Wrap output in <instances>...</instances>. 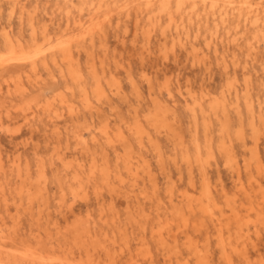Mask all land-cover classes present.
I'll return each instance as SVG.
<instances>
[{"label":"rangeland","instance_id":"1","mask_svg":"<svg viewBox=\"0 0 264 264\" xmlns=\"http://www.w3.org/2000/svg\"><path fill=\"white\" fill-rule=\"evenodd\" d=\"M235 1L238 8L245 7L243 5L244 1ZM253 1L254 5L263 9L264 0ZM159 8L160 6L156 7V9ZM127 9L129 10L127 11ZM197 13L198 15H191L188 9L183 16H178L188 26L190 36L186 37L183 36L181 31H179L180 35L176 34V30L173 26L170 27L166 17L161 18L158 24L150 22L152 10L147 8L145 0H123L121 2L107 0L104 4H102L101 0H0V155L2 156L0 160V228H2L0 243L4 247L3 250L32 247L34 250L47 251L51 246L50 243L45 240L39 246L33 240V235L38 232L44 234L43 231L49 229L56 236L57 226L55 224L59 223L61 227L65 228L67 225L65 222L66 217L72 227L76 224L87 225L93 232L100 235L97 238L98 241L96 243L98 244L96 246H98V249L102 248L101 250L104 253L107 251L112 252L114 249L119 250L120 247L125 250L124 238L119 233L112 231L113 223H120L123 226L136 229H140L146 224L144 226L147 227L148 231L146 230V232L149 234L146 239L148 249L138 253L137 260H140L139 264H150L148 259H146L148 257L146 253L149 252L156 262L154 264H165L167 251L170 250L173 256L175 253L187 255V247L186 241H184L186 238L182 237L184 235L181 233L179 234L178 244L170 242V245L163 249L151 237L150 230L153 226H158L156 224L158 216L157 211H155L158 200L165 206L168 204V196L170 194L177 201L183 200L185 205L182 203L181 206L183 208H181L180 212L184 211L183 214L181 213L185 216H183L184 221L178 211L171 209H169L166 217L163 216L161 221H168L169 225L170 221H173L175 229H178V227L181 229L188 228L190 232L200 237V242L205 241L203 236L205 229L194 228L203 224L206 225L204 228L210 231L214 227V223L207 216L208 214H205L209 212L203 213L204 209H201L204 204L208 206L209 202L204 199L205 196L201 194L202 191L200 192V185L204 186L201 177L203 174L201 173L205 169L206 177L211 179V189L214 190L217 202L223 209V216L233 217L230 210L232 207L228 208L229 205H232L233 207H239L243 222H246L249 217L252 218L248 219V224L252 229L251 234L258 250L262 252L260 253L264 257V206H258L260 202L264 201V171L261 170V168H264V124L258 121V130L261 135H255L252 130L248 129V127L250 128L248 126L249 117L247 116L248 113L243 97L244 91L248 88L256 105L262 104L264 111V31L252 29L250 22L245 21V17L232 19L229 29L228 27L224 28L222 23L217 27L219 22L216 20L219 14H210L208 8L203 4H200ZM94 14L97 15L95 16ZM138 17L139 19L137 20ZM95 26H98L97 29ZM98 28H102V32L105 31L106 36L98 34L93 37L92 32H96ZM215 28L216 30H214ZM6 30L10 32L14 40L20 39L26 48L31 46V48H35V46L48 48L50 44L57 45L61 43L60 41L63 42L65 40L71 45V57L73 59L71 63L63 62L62 56L58 54V61L60 62L61 60V62L60 65H57L52 62L51 54H48L49 57L51 56L50 58L47 57L50 69L44 66L43 59H36V63L33 65L27 61L8 62L9 60H6L8 57L4 55L6 54L4 51L6 48L4 42ZM88 31H90L91 37ZM84 33H87L88 36ZM80 36L85 38L83 39ZM235 36H237L238 42L234 41ZM71 38L73 39L71 40ZM79 41L82 42L83 46L81 51H76L78 50L76 46ZM187 41L191 43H187ZM250 44L255 45V49L252 51L249 50ZM194 46H196L195 50L193 49ZM225 49L227 50L225 51ZM87 52L90 53L87 54ZM91 57L94 59L93 61ZM93 65L96 68L95 72L97 71V75H99V78L101 77V84L106 92L104 96H107L108 99L103 98L99 101L95 96L97 84L91 69ZM70 71L77 72L81 77L76 74H70ZM145 71L151 81V86L145 78ZM129 74L133 76L137 83V89H134L130 83ZM178 87L181 88V92L177 90ZM235 88L240 92L238 107L240 108L241 116L238 115L237 117L234 111H230L228 119L230 121L224 122L226 126L229 124L228 131L225 130L228 137L225 133H222L223 138H221L229 145L230 149H234V151L232 150L233 153L236 151L235 155L233 154V157H231V159L233 158L232 162H228L229 166L234 163L229 167L234 169L230 170L226 165V159H228L226 157L228 156H226L225 151L221 153L218 146L220 143L218 141L220 140L218 138L220 133L218 120L222 125H224L222 122L225 120L222 119V116L212 114L209 106H211L214 98H218L222 94H229ZM84 90H86L87 95ZM169 90H172V95L168 94ZM191 94L195 96L194 98L198 97L199 102H193ZM151 95L157 96L162 101V105L167 107L169 118H172L175 113L174 115L178 120L176 127L179 129L178 132H182L187 145L186 151L188 150L189 152L188 158L191 157L192 161L190 163L192 165L188 162L189 165L185 166V163H187L186 158L182 155L185 150H183L184 148L181 145H176L169 139L167 140L166 137H159L152 127L149 128L146 116L150 110L154 111L156 108L154 107L155 104H152ZM110 99L112 100V106L109 103L110 101H107ZM186 99H189V104L194 108L186 106ZM199 105L200 108L198 107ZM133 106L138 108L137 115L133 113ZM96 107H99L102 113L100 116L92 117L91 113H95ZM201 107L210 117L209 120L212 124L210 126H212L214 137L212 150L215 156L212 154V157L216 159L214 161L208 157L209 160L211 159V161L208 160L209 164L206 161L207 159H204L207 158V151L205 150L207 149L205 146L207 144L204 143L205 138H203L205 133H203L204 130L202 129L204 120L202 114H200ZM191 109H194L199 115V138L203 156L202 163L200 161L199 165L194 162L196 148L193 138H191L193 136L190 128L193 118ZM55 110L58 111L57 116L54 115L53 111ZM71 110L77 113L75 118L70 116ZM213 117H216L217 121ZM262 118L264 119V112ZM137 121H139L138 124L140 126L146 127L151 132L154 141L156 140V142L160 143L145 141V147L142 150L144 158L137 154L139 150L138 140L132 136V130L136 129ZM236 128L244 129V142L246 143L244 150L241 148L242 145L239 142L240 140L238 141V136L234 137L233 135L235 130L237 132ZM57 129L58 131H56ZM119 130L122 131L121 134ZM241 130H238V132ZM250 131L253 132L252 135ZM91 133L97 136L99 144H102L100 148L96 149V146L92 143L91 138L93 136ZM121 135L133 143L136 149L137 153H134V157L137 158L133 163L137 166L143 162L147 163L151 169L150 174L147 175H150L151 178L153 177L152 179H155L156 182H150V177H147L146 174H140L137 180L136 177L131 178L128 176L124 161L126 155L122 151L121 154L125 156L120 155L119 158L114 152V148H118L119 151L122 148ZM254 135L259 141L252 138ZM235 140L237 141L235 142ZM252 142L256 145L253 146L254 143L252 144ZM179 146L181 149H179ZM248 146L250 147L249 149L247 148ZM252 146L254 149L256 147L257 149L255 150L260 152H255ZM86 148L92 149L98 164H101L104 161V157H107L115 172L117 171L116 166H118V172L126 181L122 180V178L111 177L112 185L108 186L104 177H101V173H98L101 171L100 167V170L96 171L95 180L89 184L87 196L73 193L71 191V185L74 184L72 175L75 174L76 164L73 165L72 163L69 169L62 171L63 167L58 157L61 154H66L69 155V159H72V155L80 157L84 154L86 158L88 157L87 160L86 158L82 159L84 156H81L80 159L83 160L84 164L86 163L87 167L85 169L88 170L90 158L92 157H89V154L82 153L86 151ZM250 150H252V153ZM255 153L260 155L258 158H261L260 162L261 164L263 162V167L258 166L259 169H256L257 166L255 167L254 163L257 161L255 162L253 158L254 161L251 159L253 163H249L250 168H247V162L255 156ZM247 157L250 158L247 159ZM234 158L238 160L235 161ZM161 159L164 161L163 164ZM255 159H257V156ZM205 161L207 163L205 164L207 165L206 167L203 163ZM42 162L46 164V177L44 176V178H41L39 174ZM245 162V168L247 169L244 168ZM260 162L258 161V163ZM258 163L257 165H260ZM190 165L192 168L189 167ZM195 165H197V168L202 167V172ZM237 166L240 168L238 172ZM58 167L59 173H57ZM235 171L240 175L238 176ZM25 172L27 173L26 177ZM134 179V183H131ZM255 179L260 183V186L258 182L255 183L253 181ZM236 181L240 182L237 183ZM154 182L156 183L155 185L153 184ZM241 182L245 190L251 193V202L243 195L245 190L237 189ZM152 185L155 186L156 190L152 189ZM222 185L227 189L232 201L234 199L233 202L222 197L217 191L222 188ZM29 186L31 189L27 188ZM259 187L263 189L262 192L260 191L261 193H259V190L258 192L255 191ZM235 189L239 192L240 190L242 191L238 193ZM133 190L134 193L144 190L150 196V200L141 201L145 202L144 206H142L143 208L145 207V211H140L135 207L136 202L135 204L133 203L135 206L127 203L126 196L130 192L133 194ZM61 191L66 195H62ZM32 193H34L33 195L36 194L34 198L37 196V199H32L31 202L29 195ZM188 193L189 196L190 194L191 196L194 195L193 200L188 196ZM183 194H185V197L188 196L190 198L188 200L192 202L190 206L193 210L188 207L189 201L184 196L182 197ZM79 195L83 196V198ZM200 195H203L199 198L200 201L202 199L201 202L203 203L196 200ZM226 200H228V203ZM100 203H103V206ZM241 203L243 206L245 205L244 208L240 207L242 206ZM250 204L254 206L255 211L252 209L254 213L247 211L251 210ZM246 207H249V209L246 210ZM70 208L75 214L71 213ZM206 210H212L216 217L220 215L218 209L216 211L210 206ZM248 212L249 217L247 215ZM76 213L81 217H78ZM176 214L180 215V218ZM225 217L222 218L228 219ZM186 222L187 224H185ZM184 224L188 227L184 226L183 228ZM173 225L170 226L173 228ZM139 233V230H135L130 241L134 251L137 249L136 246H140L141 243V240H139L141 235ZM214 237V234H212V241L215 240ZM6 243L8 247L7 245L5 246ZM57 244L66 246L63 238H60ZM211 250L212 262L220 264L219 252L214 247V243L211 245ZM252 252V255L257 257V253L254 250ZM44 254L47 255L46 252ZM124 255L127 256V251H125ZM124 255L122 257H125ZM126 259L123 260L124 263L122 264L130 263ZM189 262L194 264L191 261Z\"/></svg>","mask_w":264,"mask_h":264},{"label":"bare ground","instance_id":"2","mask_svg":"<svg viewBox=\"0 0 264 264\" xmlns=\"http://www.w3.org/2000/svg\"><path fill=\"white\" fill-rule=\"evenodd\" d=\"M106 1L107 0H101L102 4H104V2H106ZM115 1H120L121 2L123 0H115ZM145 1H146L147 8H149V9L152 10V16L150 17L151 18V21H150V19H149V21L150 22H156L158 24V22L161 20V18H163V17L165 18L166 17L168 19V23H169L170 27L173 26L174 29L176 30L175 33L178 34V35H180V32L179 31H181V33L183 34V36H186V37L190 36L189 35L188 26L185 24V22L182 20V18L179 19L178 16H180V17L183 16V14L188 9L190 10L191 15H193V14H197L198 15L197 12L199 10L200 4L205 5L208 8L210 14L211 13H213L214 15H218L219 14L218 15V18L216 20L217 22H219V24H217V27L220 25V23H222V25L224 26V28L225 27H228V29H229L230 22H231L232 19H237L236 17H238L239 19H242V17L243 18L245 17V21L246 22H250V24H251L250 27L252 29H254L256 31H264V6L262 7L263 9H261L260 7H257V5H254V3H252L253 0H242V1H244V4L243 5H245V7H242V8H238L237 7L235 0H145ZM157 6H160V8L159 9H156ZM143 8H144V6H143ZM128 10L129 9H127V11ZM146 11H148V10H146ZM94 15L96 16L97 14H94ZM194 17H196V16H194ZM199 17H200V15H199ZM138 19H139V17L137 18V20ZM191 21H192V19H191ZM98 26H100V24H98ZM90 27H92V26H90ZM97 27L95 26L96 29H97ZM228 29H227V31H228ZM88 30H89V28H88ZM214 30H216V28ZM217 30H219V29H217ZM89 32L90 31H88V33ZM91 32H92V29H91ZM92 33H93L92 34L93 37L95 35H98V34H101V36H106L105 31L102 32V28H98V30L96 32L93 31ZM239 33H240V31H239ZM239 33L237 32V34H239ZM86 36H88V34ZM89 36L91 37L90 33H89ZM80 37H82V36H80ZM236 37L237 36H235V40L234 41L238 42L239 40ZM82 38L84 39L85 37H82ZM72 39L73 38H71V40ZM4 42L6 44V48L4 50L6 52V54H4V55H6L8 57L6 59V60H9L8 62H10V61H13V62H26L27 61V62H31L32 65H33V64L36 63V61H35L36 59H43L44 66L47 69H50V64H49V61L47 60V57H49L48 54H51V56H52V59H51L52 62L54 64L56 63L57 65H60V62H61V60H60V62L58 61V58H57V55L58 54H60L62 56L61 59H62L63 62L71 63V61L73 59V57H71V54H72L71 53V51H72L71 50L72 49L71 48V45H69V42L67 43V41H65V40H63V42L60 41L61 43H58L57 45L55 44L56 46L54 44H50L48 48L47 47H42V46H35V48L34 47L31 48L32 47L31 46L30 48H26V47H24V45L20 41V39L14 40V38L11 36L10 32H8L6 30ZM187 43H191V42L187 41ZM88 44H90V43L88 42ZM82 46H83L82 45V42L79 41L77 43V46H76V48L78 47V50H76V51H81ZM194 48L196 49V46H194L193 49ZM216 48H217V46H216ZM223 48H225V47H223ZM254 49H255V45L254 44H250L249 50L252 51ZM226 50L227 49H225V51ZM88 53H90V52H87V54ZM215 53H218V52H215ZM89 55H92V54H89ZM6 60H4V62H6ZM93 60L94 59L92 58V61ZM224 61H225V59H224ZM225 66H227V65H225ZM91 69L93 71L94 80L96 81V84H97V87H96V95L95 96L98 98L99 101H101L103 98L108 99L107 96H104V95H106V92L103 89V86L101 84V80H100L101 77L99 78V75H97V71L95 72V69L96 68L94 67V65L91 67ZM102 70L104 72V68ZM146 71H145V78L148 81L149 85L151 86V81L148 78V75L146 74ZM70 74H74V75L76 74V75L80 76L75 71H70ZM129 80H130V83L132 84L133 88L134 89H137V87H136V84L137 83L135 82L133 76L130 75V74H129ZM12 82H13V80H12ZM245 88H246V86H245ZM177 90L179 92H181V88L180 87H178ZM233 90L234 91H231L229 94H222L220 97L214 98L211 106L208 105L210 107V109L212 110V112H211L212 114L214 113L217 116H222V119L225 120L222 123H224V122L227 123V122L230 121V120L228 121L230 111H234L237 114L236 115L237 117H238V115L241 116L240 108L238 107V99L240 98L239 97L240 96V92H239V90L237 88H235ZM249 91L250 90L248 88H246V90L244 91V95H243V97L245 99V105H246L247 113H248L247 116L249 117V123H248L249 125L248 126H250V128H251L250 129L248 127V129L249 130H252L255 133V135H257V134H260V132L258 130V126H259L258 121H259V123L262 122L264 124V119L262 118L264 111H263L262 104H259V106L256 105V103L254 102V100L251 97V92H249ZM84 92L87 95L86 90H84ZM139 92H141V91L139 90ZM171 93H172V90H169V93L168 94L172 95ZM189 93H191V92H189ZM15 94H16V92H15ZM118 95H120V94H118ZM194 97L195 96H193V95L191 96V99H193V102H199V99H197L198 97L197 98H194ZM125 98H126V96H125ZM107 101L108 102L110 101L109 103L112 106V100L110 99V100H107ZM151 101H152V104L153 103L155 104L154 107H156V108H155L154 111H151L150 110L149 111V114L146 116L147 122L149 123V125L148 124L147 125L149 126V128L152 127V129H154V131L158 134L159 137H161V138L162 137H166L167 140L169 139L171 142H174L176 145H181L184 148L183 150H185L182 155L184 156V158H186V162L187 163H185V161H184V163L186 164L185 166H188L189 165L188 162L190 163V161H192V160L190 159L191 157L188 158L189 157V152H188V150L186 151L187 145H186V143L184 141L182 132L180 131L181 132V134H180V132H178L179 131L178 127H176L178 125V120L176 119V116L174 115L175 113L173 114V112H172L173 117L172 118H169L168 113H167V111H168L167 107H164L165 105H162L163 104L162 101L157 96L151 95ZM185 101L187 103L186 106L188 108H194V107H191V104H189V99H186ZM201 106H202V104H201ZM198 107L200 108V105ZM202 107H201L200 114H202V118L204 120V122L202 124L203 125V128L202 129L204 130L203 133H205V135H204L205 137H203V138H205L204 139V143L207 144V145L204 144L206 146V148H207V149H205L207 151V153L205 152L207 154V158H204V159L205 160L207 159L206 161L209 164L210 163L209 161H211V159L214 160V161L216 159V158L212 157L214 155V151L212 150V143H213L214 137H213V130L211 128L212 126H210V125H212L211 122H210V120H209L210 117H208V115H207L208 113ZM188 108H187V110H188ZM191 110H192L191 113H192L193 118H192V123L190 124V128L192 130L193 136H191L192 133H191L190 136H191V138H193V142L195 144L194 146L196 148L195 149L196 150V154H194V155H196V157H195V161L194 162H196L199 165L200 161L203 158L202 153H201V145H200V138H199V132H200V130H199V123H198L199 115H197V113H196V111L194 109H191ZM53 112H54V115H56V116L58 115V111L57 110H55ZM101 113H102V110L99 109V107H98L96 109L95 113H91V116L92 117H95L96 115L97 116H100ZM133 113H134V115H137L138 114V108H135L133 106ZM70 114H71L70 116L72 118H75V115H77V113L74 112V110H71ZM233 115H235V114H233ZM49 118H50V115H49ZM213 119L216 120V117L215 118L213 117ZM138 123H139V121H137V123H136V129L132 130V134H133L132 136L133 137H136L137 140H138V146H139L138 153L135 151L136 149L134 148L133 143H131L126 137H124L122 135H121V140L123 141V144H122V148L120 147L121 150L119 151L118 148H114L115 149L114 152L116 153V155L119 158H120V155H122L121 154L122 151L126 155V156L125 155H122V156L123 157L125 156L124 157V159H125L124 161H125V167H126L127 174L131 178H135L136 177V180L138 179V177H140V174H144V175L145 174L146 175L147 174H150L151 169H150L149 165L147 163L145 164L143 161H142L143 162L142 164H138V161H137V164L139 166H137L136 164H134L133 161L137 158V157H134V153L136 152L139 156H142L143 155L144 152L142 150H144L145 141L158 143V142H156V140L155 141L153 140V136H152L151 132L146 127L144 128V127H142V125L140 126ZM218 123H219V127H220L219 136L221 135L219 137L218 134H217L218 138H220V140H218L220 142L219 143L220 145L218 144V146H219V149L221 150L220 151L221 153H222V151H225L226 152L225 154H226V156H228V157H226V158H228V159H226L227 160L226 165L229 168L234 163H231L230 166H229L228 165V162H230V161L232 162V159L233 158L231 159V157H233L232 156L233 154L235 155V152L236 151L233 153L232 150L234 151V149H230L229 145H227L225 143L224 139H221V138H223L222 133H225V130L228 131L227 128H228L229 124H228V126H226L225 123H224V125H222L219 122V120H218ZM238 123H239V121H238ZM179 126H180V124H179ZM236 129H237V132L235 130V134L233 133V135H234V137L238 136L237 137L238 138V141L240 140L239 142H241V145H242L241 148H243V150H244V148L246 147V143L244 142V134H245L244 131H243L244 129L243 130L238 129V128H236ZM238 130H241V131L238 132ZM56 131H58V129ZM252 131H250L251 132L250 133L251 135L253 133ZM119 132H120V134L122 133L121 130H119ZM257 132H259V133H257ZM226 133H225V135H226ZM91 135L93 136L91 138L92 143L94 144V146H96V149L100 148L102 144L101 143L99 144V140L97 139V136H95L92 133H91ZM255 135L252 138H255L256 139V136ZM260 135H259V137H260ZM262 135H263V133H262ZM226 136L228 137V134ZM255 139H252V140H255ZM236 141L237 140H235V142ZM258 141H259V139H258ZM253 143L254 142H252V144ZM158 144H160V143H158ZM229 144H231V143H229ZM254 145H256V144L254 143L253 146ZM249 146L247 147L248 149L251 147V146L250 147ZM231 147H232V145H231ZM179 149H181L180 146H179ZM219 149H217V150H219ZM252 149L255 152L256 151L260 152L259 150H255V149H257L256 147H255V149H254V147ZM151 152H153V151H151ZM250 152L252 153V150H250ZM82 153L89 154V157H92V158H90V167H89L88 170L85 169V167H87V166L85 165L86 163L84 164V162H83V160L86 158L85 157L86 155L84 156V154H83V156H84L83 157L81 155V153H80V155L83 157L82 158L83 160L80 159L81 156L79 157L78 155H72L73 156L72 159H69V155H66V154H61L59 157L57 156L59 158L60 162H61L62 167H63L62 168V171H65V169H69L70 166H72V163H73V165L76 164L75 174L72 175L73 176L72 177L73 178L72 180H73L74 184L71 185V191L73 193H75V194H81V195L82 194L86 195L88 193L89 184L93 180H95V178H96V171L97 170L99 171L100 170L99 169L100 167H101V171H99L98 173H101V177H104L105 183L108 186H111L112 185V179H111V177H114V178L115 177H118L120 179L122 178L121 175H120V173L118 172L119 171L118 170V166H116L117 167V171L115 172L112 169L111 163L109 162V160L107 159V157H104V161L101 164H98V161L94 157L95 153H92V149H87L86 148V151L85 152H82ZM180 153H182V152L180 151ZM246 153H247V151H246ZM246 153H245V155H246ZM257 153H255L254 154L255 156H253L252 158H250L251 157L250 156L249 157L250 159L247 157V159L250 160L249 162H247V168H250L248 164L249 163L250 164L253 163L251 161V159L253 160V158H254L255 162L257 161L256 163H254L255 164L254 166L255 167L257 166L256 169H259L260 166L263 167L262 166L263 162H262V164L260 162L261 158H258V156H260L258 154H260V153H258V154ZM256 156H257V159H255ZM1 157L2 156L0 155V160H1ZM157 157H159V156H157ZM208 157L211 158V159L209 160ZM14 158H15V156H14ZM17 158H19V157H17ZM87 158H86V160H87ZM162 158H163V156H162ZM237 160L238 159H235V161H237ZM117 161H118V159H117ZM162 161L163 160L161 159V162ZM181 161H183V160H181ZM206 161L203 162L205 167L207 166V165H205V164H207ZM244 161H246V160H244ZM258 161L260 163H258ZM146 162H147V160H146ZM163 163H164V161L162 162V164ZM196 163H194V164H196ZM201 163H202V161H201ZM257 163L260 164V165H257ZM191 165L189 167H191ZM45 166H46V164L44 162H42L40 164L39 174H40V177L41 178L42 177L44 178V176L46 175ZM196 166L197 165H195V167ZM245 166H246V162H245L244 168H245ZM162 167H164V166H162ZM199 168H200V171L202 172V169H201L202 167H198L197 169H199ZM247 168H245V169H247ZM233 169L234 168L232 167V169H230V170H233ZM239 169L240 168L238 167L237 172L239 171ZM57 170H58L57 173H59V167L57 168ZM189 170H191V169H189ZM261 170L264 171V168L263 169L261 168ZM204 171H205V169L203 170V173H201V174H203L201 177L203 179L204 186L200 185L201 186L200 187L201 188L200 192L202 191L201 194H203L206 197V198L204 197V199L206 201H209L208 202V206H210L212 209H215L216 211L218 209V212L220 213V215H218V217H216L215 213L214 212L212 213V210H210V211L208 210L207 211L206 210L208 208L207 204L206 205L204 204L203 208L201 207V209H204L203 210V213L209 212V213H205V214H208L207 216H209L211 222L214 223V227H213V230H210L209 231L208 229L204 228L206 225H203V224H200L202 226L198 225L199 227H196L195 225H194L195 227L193 226L195 229L196 228H199V229L203 228V229H205V231L203 232V236L205 237V241L203 240V242H200L199 241V238L200 237L197 236V234H194L193 232H190V230L188 228H184V226H186L185 224H187V222L183 225V228L184 229H181L179 227H178V229H175L174 228V225H173V221L172 222L170 221V225H173V228H172V226L169 225V222L166 221V219H168V218L164 219L166 222L161 221L162 218H163V216L164 217L167 216L169 209H171L173 211H178V213L181 215V218H182L184 216V215H182L184 211L183 212H180V210H182L181 208H183L181 205H182V203L184 201L181 200V199L179 201L175 200L173 198V195L172 194H170V196H168L169 200H168V204L166 206H165V204L161 203L160 200H158V203H157L158 205L156 206L157 208L155 210V211H157V216H158V222L156 223V224H158V226L155 225L150 230L151 237L153 239H155V242L158 243L162 247V249H163V248H166L167 246H169L170 245V242H172V244L173 243L176 244L178 242V240H179V234L181 233L182 235H184L182 237H185L186 238V240H184V241H186L185 244H186V247H187V255H184L182 253L180 254V253L173 252V253H175L174 256H173L171 254L172 252H170V250L167 251V253L165 254V264H175V263L176 264H191L189 261L193 262L194 264H214L212 262L213 261L212 250H211L212 243H214V247H216V249L219 252V259H220L219 262H220V264H240V263H242V264H264V257L261 255L262 252L260 250H258V248H257V244L255 243V240L253 239V235L251 234L252 229H251V227L248 224V222H249L248 219L250 218L248 214H249V212L250 213L251 212L254 213V211H255L254 206L251 205L252 203L250 204L251 205V208L250 209L251 210L253 209L254 211L253 210L252 211L251 210H247V209H249V207H246V210L249 211L247 213V215H248L249 218H247L246 222H243L242 221L243 218H241V215H240V210L238 209L239 207L238 206H234L233 207L232 205L226 204V205H229V207H228L229 209H230V206L232 207L230 210L232 211L231 214L233 215V217L232 218H228L227 215H226V217L228 219H223L222 217H225V216H223V209L219 206V204L217 202L216 194H215L214 190L211 189V186H210L211 179H210V177H206V174H205L206 172L204 173ZM19 172H20V170H19ZM189 172H192V171H189ZM232 173H233V171H232ZM26 175H27V173L25 172V177H26ZM239 175L240 174H238V176ZM147 177H150V175H147ZM152 178L151 177L149 178L150 179V182L151 181H155V179L153 180ZM123 179L124 178H122V180ZM239 179H237V180H239ZM124 181H126V180L124 179ZM134 181H135V179L131 183H134ZM253 181L255 183L258 182L256 179L253 180ZM155 182L153 183L154 185L156 184ZM236 182L239 183L238 181H236ZM254 182H251V183L255 184ZM200 183H202V182L200 181ZM241 184H242V182L240 183V185H239V187L237 189L245 190L244 186L241 185ZM154 185H152L153 186L152 189H155L156 190V188H154L155 187ZM249 185H248V188H249ZM30 186L27 187V188L28 189H31ZM259 186H260V183H259ZM202 187H203V189H202ZM234 187L236 188V186H234ZM237 189H235V190H237ZM260 189L261 188L259 187L255 191L258 192V190H259V193H261L263 189H261V190ZM242 190H240V192ZM171 191H173V190L171 189ZM171 191H169V192L172 193ZM217 191L222 195V197H224L225 199H229V201H232V198L229 197L230 194L228 193L227 189H225L224 185H222V188L218 189ZM251 191L253 192V189ZM132 192H133V194L130 192V193H128L127 196L125 195L126 196V199L128 201L127 203L128 204H133V203L135 204V202H136V206L134 204L133 205L135 207H137L140 211L141 210L142 211H145V209H144L145 207L144 208L142 207V206H144L143 204L145 202H141V201L142 200L143 201L150 200V196L146 192H144V190L139 191V193H137L136 191H135L136 193H134V190ZM198 192H199V190H198ZM240 192L238 191V193H240ZM185 193H187V192H185ZM244 193L245 194H243V195H245L246 198L249 200V202H251V199H252L251 193H249L246 190H245ZM33 194L34 193H32V194L29 195L31 202H32V199H35V200L37 199V196H36V198H34V196L36 194L35 195H33ZM63 194L66 195L65 193L62 192V195ZM81 195H79V196H81ZM95 195H96V193H95ZM203 195H200V197L196 196V197H198L196 200H199L200 201L199 198H201ZM154 196H155V194H154ZM183 196L185 197V194H183L182 197ZM188 196H189V193H188ZM193 196L194 195L191 196V194H190L189 197L192 198L191 200H193ZM81 197L83 198V196H81ZM187 197H185V198L187 200L188 199L190 200V198L189 197L187 198ZM234 197L236 198V196H234ZM201 201H202V199H201ZM226 201L228 203V200H226ZM233 201H234V199H233ZM259 201H263V200H259ZM184 203H183V205H185ZM188 203H189V206H188V204H187V206L188 207H191L190 206V203H192V202L189 201ZM201 203H203V202H201ZM201 203H199V204H201ZM101 205L103 206V203ZM200 206H202V205H200ZM206 206H207V208H205ZM244 206L242 204V206H240V207L241 208H244ZM258 206H260V207L264 206V201L263 202H260L258 204ZM16 208H18V207H16ZM130 208H131V206L129 207V210H130ZM219 209H221V210H219ZM192 210H193V208H192ZM70 211H71L72 214L74 213L72 209ZM103 214H104V212H103ZM180 215L178 216V214H176V216H178L179 218H180ZM247 215H246V217H247ZM78 217H81V216L78 215ZM102 217H103V215H102ZM184 217L182 219L183 221L185 220ZM205 217H206V215H205ZM113 218H112V220H113ZM250 219H252V218H250ZM75 221H76V219H75ZM77 221H79V220H77ZM65 222L67 223V225H66L65 228L61 227L60 226L61 224L59 225V223H56L55 224L57 226L56 227V236L57 237L54 234H52L49 229H46L45 231H43L44 234H42L41 232H38L35 235H33V240L39 246L45 240H47L50 243V245H51L50 248L47 251H45L47 253V255L44 254L45 253L44 251L34 250L32 247H27V248H24V249H22V248H16V249H10V250H3L4 247L0 243V264H122V263H124L123 260L125 258H127L130 261L129 264H139L140 263V260L139 261L137 260V256L139 255L138 253H140L142 250L145 251V250L148 249V242H147L146 239H147V237H148L149 234L146 232V230L148 231L147 227L144 226L146 224H144L143 227H140V229H136V228H130V227H127V226H123L120 223L119 224H117L116 222L113 223L112 231H114L115 233L116 232L119 233V235L122 238H124L123 240H125V242H124V244H125V250L122 249V247H120L119 250L118 249H114V251H112V252H109V251L106 250L107 252L104 253L101 250L102 248L101 249L100 248L98 249L97 248L98 246H96L98 244V243H96L98 241L97 238L100 235H98L96 232H93L92 229L89 226H87V225L83 226V225H80V224H79L80 225L79 226L78 224H76L75 226L72 227L70 225L69 219L66 218V217H65ZM203 223H204V221H203ZM40 225H41V223H40ZM186 227H188V226H186ZM110 228H111V226H110ZM135 230H139V232H140L139 233L141 235V237H139L140 239L139 238H136V239L141 240V243L139 241L140 246H136L137 249H135V251H134V249L131 247L130 241L132 239V235H134V233H135ZM1 231H2V228H0V232ZM200 232H201V230H200ZM212 234H214V236H215L214 237V239H215L214 241H212V239H213L212 238ZM101 235H102V233H101ZM192 236H195V237H192ZM60 238H63V240L65 241L66 246H64V245L63 246L62 245L59 246L58 244L56 245V243L60 240ZM114 239H115V237H114ZM114 239H113V241L115 243H117V241H115ZM29 244H31V243H29ZM6 245H7V243L5 244V246ZM115 245H113V246H115ZM7 247H8V245H7ZM99 247H102V246H99ZM252 249L255 251V253H257L256 254L257 257H254L255 255H252L253 254V252H252L253 250ZM125 251H127V256L124 255ZM122 255H124L125 257H122ZM146 256H148L147 258L146 257L145 258L148 259V261H149L150 264L156 263L154 261L153 257L150 256V253L149 252L146 253ZM127 259H126V261H127Z\"/></svg>","mask_w":264,"mask_h":264}]
</instances>
